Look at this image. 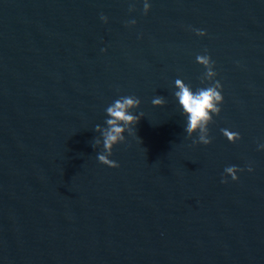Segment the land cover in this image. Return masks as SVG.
<instances>
[{
    "label": "water",
    "instance_id": "obj_1",
    "mask_svg": "<svg viewBox=\"0 0 264 264\" xmlns=\"http://www.w3.org/2000/svg\"><path fill=\"white\" fill-rule=\"evenodd\" d=\"M148 3L0 0V264H264V0ZM177 79L222 84L211 143ZM129 95L144 116L114 168L95 126Z\"/></svg>",
    "mask_w": 264,
    "mask_h": 264
},
{
    "label": "clouds",
    "instance_id": "obj_2",
    "mask_svg": "<svg viewBox=\"0 0 264 264\" xmlns=\"http://www.w3.org/2000/svg\"><path fill=\"white\" fill-rule=\"evenodd\" d=\"M135 5H130L129 10H134ZM151 5L148 0H144L143 12L146 15L150 10ZM100 19L105 23L108 21V17L101 13ZM127 24H135V20L127 21ZM197 35L204 36L206 31L202 29H193ZM101 51H106V49H101ZM196 60L198 63L205 66L207 69V76L211 80L213 77L217 76V72L214 71L213 61L208 54L197 55ZM176 86L179 91L175 92V96L178 98L179 104L182 106L183 115L186 117L185 131L188 137H192L193 133H198V139H193V144L211 143V138L209 137L208 125L213 121V114L219 115L221 112L220 104L223 102L224 97L222 95V84L219 80H215L211 86L206 88H198L196 91L191 90L186 86L182 80H176ZM152 103L156 106L164 105V97L156 96ZM141 100L134 96H121L116 99L111 105L106 108L107 119L105 121L106 126L97 124L95 126V131L101 132L103 137V148L104 152L98 154L99 162L108 165L110 167H119V163L115 160L110 159L112 155L113 146L125 141V132L129 134L133 133V127L138 123L144 113L141 112L139 115L133 114L131 109L139 107ZM223 135L227 137L230 142H235L240 139V133L236 131H231L227 128L221 129ZM100 140L97 139L93 144L95 147L100 144ZM264 148V145H260ZM244 169L239 168L236 165L228 166L225 168V173L231 176L232 180L239 179L237 173L238 171H243ZM248 171H252V167L248 166ZM222 183H227V177H224L221 181Z\"/></svg>",
    "mask_w": 264,
    "mask_h": 264
}]
</instances>
